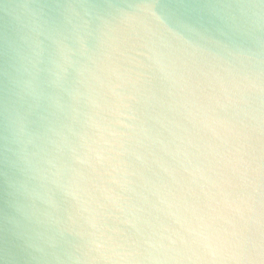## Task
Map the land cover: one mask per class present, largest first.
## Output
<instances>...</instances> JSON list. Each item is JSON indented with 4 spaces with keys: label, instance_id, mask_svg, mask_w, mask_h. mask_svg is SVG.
Here are the masks:
<instances>
[{
    "label": "clouds",
    "instance_id": "9594fccd",
    "mask_svg": "<svg viewBox=\"0 0 264 264\" xmlns=\"http://www.w3.org/2000/svg\"><path fill=\"white\" fill-rule=\"evenodd\" d=\"M237 11L0 0V264H264V0Z\"/></svg>",
    "mask_w": 264,
    "mask_h": 264
},
{
    "label": "water",
    "instance_id": "95a60500",
    "mask_svg": "<svg viewBox=\"0 0 264 264\" xmlns=\"http://www.w3.org/2000/svg\"><path fill=\"white\" fill-rule=\"evenodd\" d=\"M150 3H154L156 10L160 12L163 16H165L170 24H194V25H204L209 29H214L216 25L223 26L221 21L216 16L217 12L230 11L237 14V23L242 21V17L239 16L237 11V5L242 3L243 0H148ZM227 6V7H226ZM210 21L212 23H210ZM227 23H232L231 19L226 21ZM255 37L259 40H264V32L257 31L255 33ZM141 52L144 49H140ZM131 55L136 56L137 59L143 60L144 57L137 56V53L133 52ZM125 123H130V121H125ZM148 126L152 128L153 132L160 130L159 125H154L151 121L148 122ZM162 131V130H161ZM165 137H167V133H163ZM144 175L146 177H150L151 173L147 170L144 171ZM134 181L132 184L128 186L129 191L123 193L125 197H130L133 202H135V192H136V184L139 182L136 177H131ZM2 196V193H0ZM0 207H4L3 199H0ZM37 207H43L39 203H37ZM72 211L71 208L67 209V212L62 214L63 219H67V213ZM8 215L14 217L16 221L19 222L21 228H36L41 227L43 225H37L32 221L25 220L24 217L15 211L8 210ZM118 216L119 213H116ZM109 227H117L121 229H125L126 226L119 222V220L114 217H109L107 221ZM12 224L8 222V220L4 219L2 215H0V243H3L4 246L10 247V242L8 241V234L6 229L11 228ZM53 230L57 226H51ZM57 248L56 251H59L61 255L65 250L74 251L73 246L79 244L80 237L76 235L74 232L63 231L61 233L56 234Z\"/></svg>",
    "mask_w": 264,
    "mask_h": 264
}]
</instances>
